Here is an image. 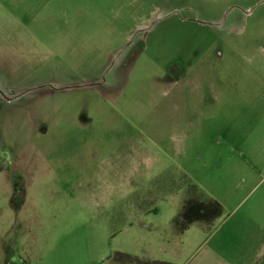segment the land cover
Masks as SVG:
<instances>
[{"label": "rangeland", "instance_id": "374dc122", "mask_svg": "<svg viewBox=\"0 0 264 264\" xmlns=\"http://www.w3.org/2000/svg\"><path fill=\"white\" fill-rule=\"evenodd\" d=\"M163 180L182 264H264V0H0V264L131 250Z\"/></svg>", "mask_w": 264, "mask_h": 264}, {"label": "crops", "instance_id": "0c3cea01", "mask_svg": "<svg viewBox=\"0 0 264 264\" xmlns=\"http://www.w3.org/2000/svg\"><path fill=\"white\" fill-rule=\"evenodd\" d=\"M160 185H162L160 188V190H162V194L157 202L161 201L165 203L167 200V207L172 209L169 210L167 215H161L163 216L162 222L157 224L156 230L154 232H150L149 236H143L140 234L139 238H134V235L132 240H130V237H128L129 241L126 244L131 248V250L127 249L126 247L122 248L113 246V244L111 245L110 243L118 238L117 234H113L109 238L110 243L108 242L110 244V248L107 246V251L102 250L98 253L95 264H120L114 262L111 259V256L115 252L133 254L140 259L150 262L162 264H182L181 258L189 254L190 240L188 236V230L191 226H193L194 219L190 215V212L186 206L180 208V206H177L175 201L171 202L170 199L163 197L165 196V183L160 182L158 186ZM138 202L142 205H146L141 199L138 200ZM137 205L140 206V204ZM130 206L133 207L136 206V204L131 203ZM165 207L163 209L164 211ZM143 212H145L147 215H160L159 208H154V206H151L150 209H146ZM182 227H184V230L181 232ZM133 247L139 249L132 251ZM81 258L82 259L80 262L73 264H87L84 262V253L81 254ZM183 264H188V262Z\"/></svg>", "mask_w": 264, "mask_h": 264}, {"label": "trees", "instance_id": "16d2710c", "mask_svg": "<svg viewBox=\"0 0 264 264\" xmlns=\"http://www.w3.org/2000/svg\"><path fill=\"white\" fill-rule=\"evenodd\" d=\"M162 182H166L163 180ZM174 190H170V192H173ZM166 191H164V195ZM111 259L114 262L120 263V264H162V263H157V262H148V261H143L138 258L132 257L131 255L120 253V252H115L112 256Z\"/></svg>", "mask_w": 264, "mask_h": 264}, {"label": "flooded vegetation", "instance_id": "af4514ba", "mask_svg": "<svg viewBox=\"0 0 264 264\" xmlns=\"http://www.w3.org/2000/svg\"><path fill=\"white\" fill-rule=\"evenodd\" d=\"M21 188L20 186L15 189V192L13 193L12 200L15 201L19 196H21Z\"/></svg>", "mask_w": 264, "mask_h": 264}]
</instances>
